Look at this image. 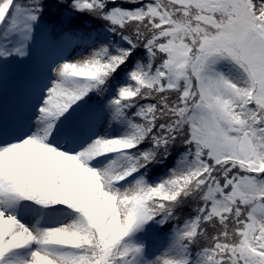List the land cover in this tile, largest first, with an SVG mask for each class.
I'll list each match as a JSON object with an SVG mask.
<instances>
[{
    "label": "snow or ice",
    "instance_id": "6c2138e0",
    "mask_svg": "<svg viewBox=\"0 0 264 264\" xmlns=\"http://www.w3.org/2000/svg\"><path fill=\"white\" fill-rule=\"evenodd\" d=\"M0 264H264V0H0Z\"/></svg>",
    "mask_w": 264,
    "mask_h": 264
},
{
    "label": "rangeland",
    "instance_id": "374dc122",
    "mask_svg": "<svg viewBox=\"0 0 264 264\" xmlns=\"http://www.w3.org/2000/svg\"><path fill=\"white\" fill-rule=\"evenodd\" d=\"M110 132H112V133H115V132H117L118 130H119V127H118V125H113L110 129H108ZM97 131L99 132V133H103L104 131H105V128H104V126L103 125H101L98 129H97Z\"/></svg>",
    "mask_w": 264,
    "mask_h": 264
}]
</instances>
